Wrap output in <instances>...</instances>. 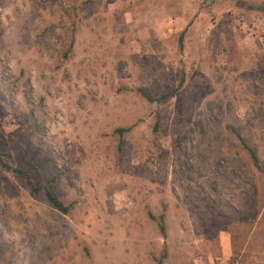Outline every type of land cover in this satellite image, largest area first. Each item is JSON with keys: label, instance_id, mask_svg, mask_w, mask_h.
Instances as JSON below:
<instances>
[{"label": "rangeland", "instance_id": "obj_1", "mask_svg": "<svg viewBox=\"0 0 264 264\" xmlns=\"http://www.w3.org/2000/svg\"><path fill=\"white\" fill-rule=\"evenodd\" d=\"M0 153V264H264V0H0Z\"/></svg>", "mask_w": 264, "mask_h": 264}, {"label": "trees", "instance_id": "obj_2", "mask_svg": "<svg viewBox=\"0 0 264 264\" xmlns=\"http://www.w3.org/2000/svg\"><path fill=\"white\" fill-rule=\"evenodd\" d=\"M144 97L149 101V102H159L162 103L164 101H167L170 97L174 96L175 93H167L164 94L158 98H153L151 96H149L148 94H146L145 92H143ZM131 128L128 129H118L117 132L120 134H123L125 132L130 131ZM0 165L5 168L8 171H11L12 173H14L17 177L23 179L26 181V183L29 185L30 190L32 195H37L41 192H44L46 197L48 198L49 202L60 212H62L63 214H68L71 206H66L64 205V203L62 201H60L57 197H55L51 191L45 187V188H36L34 183H33V174L30 173V171L28 170H22V169H14L12 168L8 162L5 160V156L3 154L0 153ZM165 222V217L161 216L159 219V229L160 232L162 234V236L164 238H166V228L164 225Z\"/></svg>", "mask_w": 264, "mask_h": 264}]
</instances>
